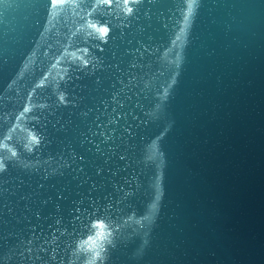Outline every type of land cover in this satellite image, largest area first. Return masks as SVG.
I'll return each instance as SVG.
<instances>
[{"label": "water", "instance_id": "95a60500", "mask_svg": "<svg viewBox=\"0 0 264 264\" xmlns=\"http://www.w3.org/2000/svg\"><path fill=\"white\" fill-rule=\"evenodd\" d=\"M0 264H264V0H0Z\"/></svg>", "mask_w": 264, "mask_h": 264}, {"label": "snow or ice", "instance_id": "6c2138e0", "mask_svg": "<svg viewBox=\"0 0 264 264\" xmlns=\"http://www.w3.org/2000/svg\"><path fill=\"white\" fill-rule=\"evenodd\" d=\"M103 31H105V32H106V31H107V29H104Z\"/></svg>", "mask_w": 264, "mask_h": 264}]
</instances>
